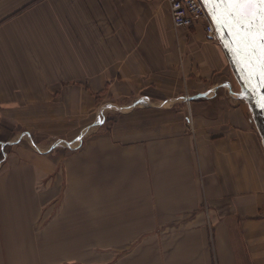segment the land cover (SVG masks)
<instances>
[{"label": "crops", "instance_id": "0c3cea01", "mask_svg": "<svg viewBox=\"0 0 264 264\" xmlns=\"http://www.w3.org/2000/svg\"><path fill=\"white\" fill-rule=\"evenodd\" d=\"M23 2L0 0V264H44L51 188L88 213L69 264H264V152L220 45L154 1Z\"/></svg>", "mask_w": 264, "mask_h": 264}, {"label": "rangeland", "instance_id": "374dc122", "mask_svg": "<svg viewBox=\"0 0 264 264\" xmlns=\"http://www.w3.org/2000/svg\"><path fill=\"white\" fill-rule=\"evenodd\" d=\"M21 1L23 4L24 3L23 1L25 0H21ZM154 2L158 3L159 6L161 4L167 6L165 3H162L160 1H154ZM159 13L161 15V19H163L165 16L168 15V11L166 8L165 9L160 8ZM197 25H199L203 33L207 35L205 32V25H207L206 22L203 21ZM190 29H187V30H190ZM206 39H207V36H206ZM210 42H213V44L216 45V47L218 48L217 41L210 40ZM220 55L222 59L221 63L223 65V70L221 71L223 78H220L219 80H223V84H225V89L224 88L220 89L221 98L226 97L228 99L226 100L223 98V100L226 101L227 105L228 103L233 102V105L231 104V106L233 108H236V110H238L241 113L244 119L246 118L245 124H246V129H248L247 138L245 135L240 134V139H242V141H244L245 143L247 142V139H249L252 142V146L254 145L255 148L258 147L260 148V150L262 149L264 152V149L261 146L262 143L260 140L259 133L256 129L254 121H252L253 120L252 111L250 110L247 103H245V101L247 102L248 99L247 98L245 100L239 99L242 97L240 96V94L238 95L236 94L237 91H240L236 78L234 74L232 73V71L228 70V67L226 66L227 64H225L226 62H225L223 55L222 54ZM225 91L229 92L231 96H234L235 98H237L239 103L232 101ZM31 134H30L31 135L30 139L31 141H33V143L38 144V141H40L41 143V139H43L41 138V132L39 133L31 132ZM63 141H66V140H63ZM1 155H2V150L0 146V164H2V162L5 159V156H1ZM261 155L264 159V154H262V151H261ZM50 164L52 165V162ZM41 166H45L47 168L48 165H41ZM45 182H48V181H45ZM45 191L47 193L45 195H41V214H39V219H41V238L43 239L46 238V243H43L44 250L41 249V254L44 253L43 262L44 264H59V262H61V264H69L68 260L73 258V253H78V255L81 256L85 254L86 252L90 253V251L89 249H87L86 244H82V239L80 237H77L78 239L77 243L71 244L68 241L69 239H71V238H68L69 232L64 233L63 231L70 230L69 228L70 221L85 219L88 213H85L84 211L80 210L81 208L84 207V205L71 204V201H73L72 200L73 196L70 195V193L68 192L65 193V191L67 190H65L64 188L60 189V191L62 192V195H57L55 200L53 199L54 195H52L54 192L53 188L49 190H45ZM56 191H58V188L56 189ZM112 214L115 215V212ZM10 218H13V217H10ZM90 218H93L92 212H91ZM73 239H76V238H73ZM77 264H118V260L116 258L114 260H108L107 258H104L103 256H98L96 259L93 258L92 260H83L79 257V259L77 260Z\"/></svg>", "mask_w": 264, "mask_h": 264}, {"label": "snow or ice", "instance_id": "6c2138e0", "mask_svg": "<svg viewBox=\"0 0 264 264\" xmlns=\"http://www.w3.org/2000/svg\"><path fill=\"white\" fill-rule=\"evenodd\" d=\"M218 30L231 36L230 47L243 79L258 93L264 109V0H204Z\"/></svg>", "mask_w": 264, "mask_h": 264}, {"label": "water", "instance_id": "95a60500", "mask_svg": "<svg viewBox=\"0 0 264 264\" xmlns=\"http://www.w3.org/2000/svg\"><path fill=\"white\" fill-rule=\"evenodd\" d=\"M203 6L205 7L209 18L213 24L216 39L218 44L220 45L227 61L230 67V70L234 74L236 81L239 86V94L242 99H248L247 105L249 106L250 110L252 111V118L255 123L256 129L259 133L260 140L262 143V147L264 149V109L260 108L258 104V93L256 91L250 90L248 83L243 79L244 74L241 72V66L236 62V58L233 56L232 49L229 46L231 41V36L229 35L228 31L226 29H220L218 30L211 15L209 14L208 8L204 4V0H201ZM253 97V99H251Z\"/></svg>", "mask_w": 264, "mask_h": 264}, {"label": "built area", "instance_id": "2783aa9c", "mask_svg": "<svg viewBox=\"0 0 264 264\" xmlns=\"http://www.w3.org/2000/svg\"><path fill=\"white\" fill-rule=\"evenodd\" d=\"M165 3L170 11L175 30L190 29L200 22H206L205 32L210 40L217 41L213 24L201 0H146Z\"/></svg>", "mask_w": 264, "mask_h": 264}, {"label": "bare ground", "instance_id": "6f19581e", "mask_svg": "<svg viewBox=\"0 0 264 264\" xmlns=\"http://www.w3.org/2000/svg\"><path fill=\"white\" fill-rule=\"evenodd\" d=\"M251 99H253V97Z\"/></svg>", "mask_w": 264, "mask_h": 264}, {"label": "trees", "instance_id": "16d2710c", "mask_svg": "<svg viewBox=\"0 0 264 264\" xmlns=\"http://www.w3.org/2000/svg\"><path fill=\"white\" fill-rule=\"evenodd\" d=\"M1 156H3V155H1Z\"/></svg>", "mask_w": 264, "mask_h": 264}]
</instances>
